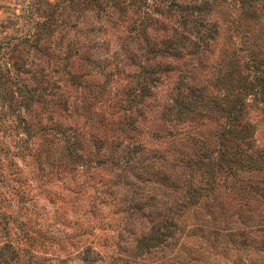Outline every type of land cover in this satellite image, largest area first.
<instances>
[{"label":"rangeland","instance_id":"1","mask_svg":"<svg viewBox=\"0 0 264 264\" xmlns=\"http://www.w3.org/2000/svg\"><path fill=\"white\" fill-rule=\"evenodd\" d=\"M0 148L11 264H264V0H0Z\"/></svg>","mask_w":264,"mask_h":264},{"label":"trees","instance_id":"2","mask_svg":"<svg viewBox=\"0 0 264 264\" xmlns=\"http://www.w3.org/2000/svg\"><path fill=\"white\" fill-rule=\"evenodd\" d=\"M0 151H2L1 148ZM7 177L8 175L6 174V172L0 169V183H4L6 180H9V178ZM13 217L16 216H14L13 213L8 214L0 204V240L4 239L5 237H10L9 234L11 233V226H17L16 223L19 222V219H13ZM19 224L20 225L18 226V228H22L24 223L20 222ZM7 238L5 240L7 241V243L3 245L0 241V264H11L12 261L19 256L16 252V248L13 247V241H10Z\"/></svg>","mask_w":264,"mask_h":264}]
</instances>
